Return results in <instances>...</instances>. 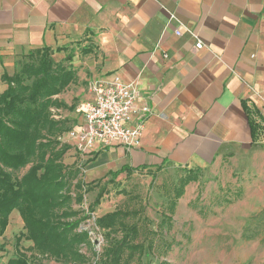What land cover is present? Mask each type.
I'll return each mask as SVG.
<instances>
[{
    "label": "crops",
    "instance_id": "0c3cea01",
    "mask_svg": "<svg viewBox=\"0 0 264 264\" xmlns=\"http://www.w3.org/2000/svg\"><path fill=\"white\" fill-rule=\"evenodd\" d=\"M44 47L83 102L118 76L149 108L139 147L96 145L87 166L204 168L264 133V0H0V93L13 60Z\"/></svg>",
    "mask_w": 264,
    "mask_h": 264
},
{
    "label": "rangeland",
    "instance_id": "374dc122",
    "mask_svg": "<svg viewBox=\"0 0 264 264\" xmlns=\"http://www.w3.org/2000/svg\"><path fill=\"white\" fill-rule=\"evenodd\" d=\"M25 55L13 60L9 75L29 60ZM61 66L66 70L69 67L67 61ZM68 72L72 80L61 92H67L69 86L72 88L71 91L68 89L69 105L63 102V107L50 108L52 121L46 127H37L38 139L46 144L43 149L46 156L62 144L69 147L62 158L70 173L63 192L71 196L69 207L79 211L78 217L83 216L95 198L102 194L100 203L79 226V229L89 231L98 254L108 243L105 231L96 226L95 219L118 211L123 214L118 221V236H121L122 225L137 223L143 231H152L147 237L154 238L156 246H161L155 254L145 250L142 258L145 264H160L161 261L166 264H264L263 132L249 147L234 149L218 163L204 168L189 169L167 162L160 168L146 167L122 173L110 182L107 175L116 169L107 170L103 166L109 160L108 156L87 166L89 161L83 158L86 155L75 150L77 141L69 137L72 131L78 133L82 125L79 107L83 100L79 96L85 92L71 86L75 74ZM96 149L94 146V153ZM33 161L40 162V157H34ZM31 165L29 162L18 169V177ZM93 177L99 179L90 184ZM77 184L83 185L81 202L78 201ZM145 233L141 238L146 244ZM21 234H26V230L19 212L14 209L0 237V264L17 258L19 250L34 264H73L38 252L24 237L16 244V238ZM80 252L86 257L90 255L84 245L80 246Z\"/></svg>",
    "mask_w": 264,
    "mask_h": 264
},
{
    "label": "trees",
    "instance_id": "16d2710c",
    "mask_svg": "<svg viewBox=\"0 0 264 264\" xmlns=\"http://www.w3.org/2000/svg\"><path fill=\"white\" fill-rule=\"evenodd\" d=\"M25 56L29 60L22 63L19 70L12 75L4 72L1 76L6 89L0 93V237L15 209L26 230V234L16 238V244L24 237L38 252L73 264H145L142 260L145 250L155 254L161 246H156L154 238L147 237L152 231H143L137 223L122 225L121 236H118V221L123 215L120 212H109L95 219L96 226L105 231L108 243L100 254L94 250L89 231L79 229L100 203L102 194L78 217L79 211L69 207L71 196L63 192L70 173L62 158L69 147L62 144L46 156L43 151L46 144L39 141L37 129L51 123L50 108L63 107V102L53 97L71 82L72 76L55 64L47 47ZM34 157H40V162H34ZM29 162H32L31 167L18 177L16 171ZM134 169L140 168L122 166L107 176L112 182L120 174ZM77 188L81 202L83 185L77 184ZM144 233L146 244L141 238ZM81 245L90 252L88 257L80 252ZM6 264L34 263L19 250L17 258L9 259Z\"/></svg>",
    "mask_w": 264,
    "mask_h": 264
},
{
    "label": "built area",
    "instance_id": "2783aa9c",
    "mask_svg": "<svg viewBox=\"0 0 264 264\" xmlns=\"http://www.w3.org/2000/svg\"><path fill=\"white\" fill-rule=\"evenodd\" d=\"M176 35L180 33L175 32ZM195 48H201L196 42ZM91 99L80 107L82 125L78 133L70 132L76 140L75 150L87 154L96 145L117 144L126 149L141 145L143 118L149 108L137 105L140 92L133 84L124 83L118 76L110 80L96 79L90 82Z\"/></svg>",
    "mask_w": 264,
    "mask_h": 264
}]
</instances>
